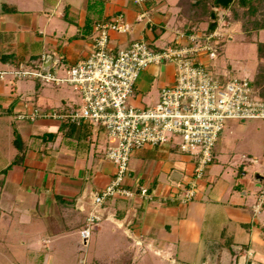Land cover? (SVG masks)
I'll return each instance as SVG.
<instances>
[{
  "label": "crops",
  "instance_id": "obj_1",
  "mask_svg": "<svg viewBox=\"0 0 264 264\" xmlns=\"http://www.w3.org/2000/svg\"><path fill=\"white\" fill-rule=\"evenodd\" d=\"M182 7L180 0H0V69L51 52L73 64L90 54L94 25L119 13L129 28L110 32L114 51L142 39L156 48L167 47L179 42L180 32L207 30L209 22L194 25ZM221 22L228 28L235 23L244 43L264 42L259 38L264 29L248 41L241 21L233 20L230 10H220L216 29H224L221 57L234 34ZM225 31L230 34L227 38ZM257 61L252 80L264 63L258 54ZM175 76V65L144 69L130 104L153 105L161 88L174 83ZM6 80L0 81V143L4 146L0 149V218L5 228L0 243L11 241L12 227L29 226L37 235L31 245L47 248V259L53 264L58 260L56 250L72 248L92 210L94 195L110 183L115 165L105 156L108 138L100 127L19 118L37 107L29 99L43 100L45 86L36 83L27 90ZM263 85L254 89L260 98ZM54 93L58 107L81 102ZM49 101L39 108L50 110ZM222 134L217 141L220 147L226 142ZM217 144L215 154L222 148ZM229 153L234 171L212 172L209 165L197 181L195 195L186 199L184 190L194 180L196 155L181 151L176 142L136 149L125 179L135 195L105 200L87 246L82 250L76 243V251L83 253L81 264H264V207L254 211L264 180V149L252 141L238 159L232 149ZM142 186L148 188V197L140 195ZM18 234L24 238L22 231Z\"/></svg>",
  "mask_w": 264,
  "mask_h": 264
},
{
  "label": "built area",
  "instance_id": "obj_2",
  "mask_svg": "<svg viewBox=\"0 0 264 264\" xmlns=\"http://www.w3.org/2000/svg\"><path fill=\"white\" fill-rule=\"evenodd\" d=\"M123 19L119 13L111 21L97 22L90 54L73 64L51 52L0 69V81L30 79L42 85H67L81 96V105L61 110L34 107L19 114V118L56 119L75 126L90 124L102 128L107 135L105 156L115 165V173L110 183L94 195L92 210L80 230L82 250L101 220L99 210L105 200L135 195L125 179L136 149L176 142L181 151L196 155L194 180L184 190V196L190 199L195 195L197 181L206 175L214 159L225 122L264 120V99L256 95L251 80L214 69L223 38L217 29L209 33L180 32L179 42L167 47L156 48L142 39L114 51L109 43L110 32L127 30L129 26ZM166 62L175 65L174 83L161 88L153 105H131L141 72ZM140 195L149 196L146 186L140 187ZM263 207L264 180L254 211Z\"/></svg>",
  "mask_w": 264,
  "mask_h": 264
},
{
  "label": "rangeland",
  "instance_id": "obj_3",
  "mask_svg": "<svg viewBox=\"0 0 264 264\" xmlns=\"http://www.w3.org/2000/svg\"><path fill=\"white\" fill-rule=\"evenodd\" d=\"M227 25L228 24H225V22L220 23V26L222 28L227 27ZM236 26L237 25L233 23L232 26L230 25L229 28L227 27L229 29V33L234 34H232V39L227 40L226 42L224 56L220 57V59L215 60L217 66H215L214 69L216 70V72L221 73L223 71H227L229 75L245 76L252 80L258 62L256 44L242 42V33L240 31L236 32L238 31V27ZM223 30L218 31L220 33H223ZM225 33L228 32L225 31ZM229 33L227 34V36L225 35L226 38L228 37V35H230ZM259 38L261 40H264V30L260 32ZM221 41L223 42L224 39H222ZM165 64L174 65L171 62H166ZM227 64L231 65L229 66L230 69L226 68ZM6 81H10V79ZM11 82L15 83L18 86L22 84L27 90L35 87L36 83H38L35 80L30 79L11 80ZM44 86L45 87H43V93L45 94L42 96L43 100H38L36 101V103V99L34 100L33 97L32 99H29L31 104H38L37 107H41L39 106L40 103L44 101L46 102V100H50L48 102L49 104H52V106L48 107L50 110H61L62 107H58L59 103L55 102V91L58 94L57 97H59V95H62L64 99H70L76 102H79L81 99L80 94L70 86L62 85L57 88L53 85L48 84H45ZM79 104L81 105V102H79ZM222 132L223 138L221 137V139H224L226 142L224 144H221L222 148L219 146V144H217V147L221 148V150L217 154H215L214 149L215 157L213 159V163L209 164L213 165L214 170H212V172H216L218 168L220 169V171L223 169L230 172L234 171L235 163L233 160H231L232 155L229 153L230 149H232V154L234 155L235 160L240 157L243 149L247 148V146H250L252 141H256L257 145H259L261 149H264V120L249 119L242 121L230 119L225 122V127ZM2 148H4V146H2L0 143V149ZM9 148L12 149L11 146ZM6 153L8 154V151ZM254 154L257 155L256 152ZM1 220L2 218H0V238H3L5 228L3 227V225L1 226ZM27 227L29 226L12 227V233L9 235L11 237V241L9 243H0V264H51L49 258L47 259V248L41 247V245L39 244L31 245V243H35V241H33L31 238L34 239L37 235L36 232ZM19 231L23 232L24 238H21L22 234L19 237ZM26 240H29V242L24 244L23 241ZM77 242H80L82 245V238L80 234L73 238L72 248L66 249V247H60V250H56V259H60L61 263L56 260V262L53 264H81L83 253L81 254L76 251ZM90 244L91 245H89V250L91 249L90 252H92L93 243L91 242ZM29 247L32 248L28 251ZM30 252H32V254ZM90 252L88 254H90L91 256ZM63 258L67 259L65 260L66 263H63ZM87 261H89V259H87Z\"/></svg>",
  "mask_w": 264,
  "mask_h": 264
},
{
  "label": "trees",
  "instance_id": "obj_4",
  "mask_svg": "<svg viewBox=\"0 0 264 264\" xmlns=\"http://www.w3.org/2000/svg\"><path fill=\"white\" fill-rule=\"evenodd\" d=\"M180 4L183 6L182 11L194 25L203 21L209 22L207 30L202 33L216 30L220 10H230L231 18L241 21L248 41H252V36L264 29V0H180ZM256 45L258 57L264 60V42L256 41ZM223 46L224 42L219 43L218 58L223 55ZM226 68L230 69L228 64ZM258 69L257 77L251 81L254 89L264 83V63ZM261 90V98L264 99V85Z\"/></svg>",
  "mask_w": 264,
  "mask_h": 264
}]
</instances>
